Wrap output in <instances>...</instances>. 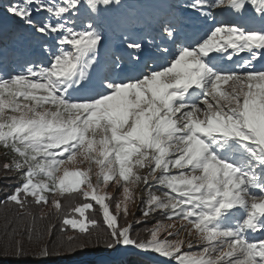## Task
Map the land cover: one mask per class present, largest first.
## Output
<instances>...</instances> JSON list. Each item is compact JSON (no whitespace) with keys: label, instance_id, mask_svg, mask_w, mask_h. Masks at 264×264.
I'll use <instances>...</instances> for the list:
<instances>
[{"label":"snow or ice","instance_id":"obj_1","mask_svg":"<svg viewBox=\"0 0 264 264\" xmlns=\"http://www.w3.org/2000/svg\"><path fill=\"white\" fill-rule=\"evenodd\" d=\"M0 7V149L15 184L0 206L22 222L4 257L62 255L23 246L25 233L51 239L55 226L39 224L54 215L65 235L96 237L66 236L68 254L120 246L161 264H264V238H251L264 237V0ZM5 14L19 23L4 27ZM110 187L119 198L101 193Z\"/></svg>","mask_w":264,"mask_h":264},{"label":"trees","instance_id":"obj_2","mask_svg":"<svg viewBox=\"0 0 264 264\" xmlns=\"http://www.w3.org/2000/svg\"><path fill=\"white\" fill-rule=\"evenodd\" d=\"M6 3V0H0V4ZM0 12H2V7H0ZM9 20L12 23H17V21H14L12 18L7 17L5 14L4 21ZM4 27H7L8 25H3ZM5 162V155L3 149H0V200H3L5 196L11 192L12 188L15 187V184L5 178V173L3 171L2 165ZM14 179V178H13ZM94 179V178H93ZM95 182V180H93ZM104 192H107L110 196H114L119 198V193L117 191L116 187H110L105 188ZM103 192V193H104ZM102 193V194H103ZM141 206V205H140ZM33 214L37 217H39L41 209L39 207H33L32 208ZM45 213H50L49 208L43 209ZM94 217L97 219L98 223L103 228V218H102V212L99 210V206L95 205L93 202V209L91 210ZM131 212V211H130ZM132 213V212H131ZM18 215L17 210L14 206H0V264H157L154 263V261L158 260L157 257L154 256L152 253H147L148 256L145 258L140 257L139 255H134L133 253H144L140 252L134 247H126L128 253L119 261L115 262L108 258H112L119 246L112 250H108L104 247H93L88 246L83 251H77L73 254H68L63 252V247H60L61 242H63L65 245L67 244L66 236H74L76 239L73 241L74 243H85L88 244L89 240H91L92 245L96 242L95 236H84L79 235L75 231L71 230L70 228H67L66 235L65 233L61 232V222L55 218L54 215H50L49 219H45L44 221H41L39 224V227L42 229H45L49 222L53 224L55 227L53 229L51 239H49V236L45 232L42 239H37L35 236H33L31 242L29 241L27 234L25 233L23 236V246L24 250L28 253H34L38 252L40 250V247L47 245L50 251H56L59 249V251L62 253L60 256H49L46 259H32L31 255L27 258H21V259H12V258H6L3 256V252L5 248L12 244L14 246V239L11 238L10 233L12 231L13 227L19 226L22 222L19 220H16V216ZM19 215H23V213H19ZM141 216L140 207L139 210H137L136 214L134 216L130 215L128 217V222H133L134 219L139 218ZM160 217L154 216L150 219H148L146 222L135 224L133 223V235L135 236L136 231H139L144 228H148L152 226ZM11 221V223H9ZM29 221L26 219L23 223H28ZM125 224V221L121 220V225L123 226ZM106 231V228L104 229ZM141 235L143 236L144 233L141 232ZM15 239H21L20 236L15 237ZM103 255L107 256L108 258H104ZM95 257V258H94Z\"/></svg>","mask_w":264,"mask_h":264},{"label":"rangeland","instance_id":"obj_3","mask_svg":"<svg viewBox=\"0 0 264 264\" xmlns=\"http://www.w3.org/2000/svg\"><path fill=\"white\" fill-rule=\"evenodd\" d=\"M17 22L19 23V21H17ZM10 23H12V22H10L9 20H5V21L3 20V25H9ZM15 65H16V63L13 64V69H14ZM66 167H71V166L66 165ZM93 178H94L93 180H95V176H93ZM104 190H105V188H102L101 189V193H103ZM137 195L138 196L140 195L139 190H137ZM139 207H140V201L139 200H137V204L136 205L130 206V211L133 214L132 216H134L136 214L137 210H139ZM262 238H264V237L260 236L259 234H256V235L252 236V239H262ZM127 253H128V251H127L126 247H120L119 246L118 251L116 252L114 259L119 260L120 258L124 257ZM133 254L134 255H138L136 252L133 253ZM139 256L144 258L145 256H148V254L147 253H141ZM156 263L161 264V262H158V260L156 261Z\"/></svg>","mask_w":264,"mask_h":264},{"label":"water","instance_id":"obj_4","mask_svg":"<svg viewBox=\"0 0 264 264\" xmlns=\"http://www.w3.org/2000/svg\"><path fill=\"white\" fill-rule=\"evenodd\" d=\"M117 251H118V249H117Z\"/></svg>","mask_w":264,"mask_h":264}]
</instances>
